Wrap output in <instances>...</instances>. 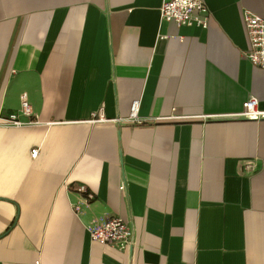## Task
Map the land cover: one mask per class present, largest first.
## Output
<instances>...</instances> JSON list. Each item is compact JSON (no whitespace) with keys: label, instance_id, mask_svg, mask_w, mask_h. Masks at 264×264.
I'll use <instances>...</instances> for the list:
<instances>
[{"label":"crops","instance_id":"obj_1","mask_svg":"<svg viewBox=\"0 0 264 264\" xmlns=\"http://www.w3.org/2000/svg\"><path fill=\"white\" fill-rule=\"evenodd\" d=\"M164 1L0 0L1 115L25 93L37 119L0 125V264H264V120L229 118L264 110L242 23L264 0H203L206 29L163 22ZM104 214L130 251L90 240Z\"/></svg>","mask_w":264,"mask_h":264},{"label":"built area","instance_id":"obj_2","mask_svg":"<svg viewBox=\"0 0 264 264\" xmlns=\"http://www.w3.org/2000/svg\"><path fill=\"white\" fill-rule=\"evenodd\" d=\"M159 13L161 20L167 23H173L177 27L196 26L206 29L209 20V11L203 0H168L164 1ZM242 23L247 37V49L244 52V58L255 68L264 69V19L252 14L249 11L242 12ZM20 105L18 114L1 115L0 107V125L4 127H23L37 123L36 117L33 116L31 107L27 100V95L22 93L19 97ZM139 102L134 101L130 105L129 115L124 121L136 125H143L144 119L138 116ZM25 118L26 121L21 120ZM212 117H205L204 119ZM229 118L238 120L260 121L264 120V110L258 107V102L254 98H248L242 104V110ZM172 120L182 119L181 117L172 115ZM92 122H109L104 118L102 111L98 110L92 116ZM118 122L119 120H115ZM38 149L30 152V157L35 158ZM248 169H253L247 166ZM70 188L68 187V190ZM120 192H125V186L119 187ZM75 193L79 195V200L72 204V212L74 216L79 217L83 213L84 208L94 201V195L89 192L85 186L79 185L75 189ZM90 240L101 246L112 248L118 252H128L133 247V229L132 226L124 219L104 214L99 217H92L84 224Z\"/></svg>","mask_w":264,"mask_h":264}]
</instances>
